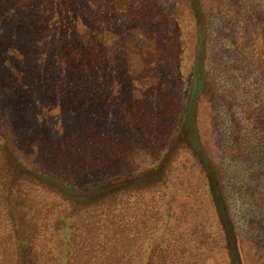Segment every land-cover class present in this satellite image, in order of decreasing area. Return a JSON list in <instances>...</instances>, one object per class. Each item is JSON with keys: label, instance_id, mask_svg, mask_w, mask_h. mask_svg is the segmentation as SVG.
I'll return each instance as SVG.
<instances>
[{"label": "trees", "instance_id": "1", "mask_svg": "<svg viewBox=\"0 0 264 264\" xmlns=\"http://www.w3.org/2000/svg\"><path fill=\"white\" fill-rule=\"evenodd\" d=\"M186 1L195 24L188 80L182 74L184 41L175 3L165 9L161 8L160 0H0V10L7 14L4 21L20 25L47 46L58 62L55 71L45 77V93L39 88L40 75L33 73L30 88H19L15 94L10 91L8 100L15 104L18 100L19 105V99L23 103L36 97V103L42 106L55 101L52 109L57 110L61 131L55 143L46 141L43 147L50 160H45V154V161L41 157L37 164L43 165L42 168L20 165L18 169L69 199L91 204L93 210L87 216H75L71 232L66 236V264H135L131 257L133 249L141 238L148 237L156 238L154 248L149 250L148 264L153 261L154 264H190L193 252L189 253L186 238L189 233L185 234L177 225L158 233L165 223L162 200L156 206L149 202L154 196L146 200L147 205L144 209L140 207L139 216H127L130 208L124 201V195L140 190L139 187L128 189L129 185L153 177L154 170L168 159V153L180 139L178 133L183 123L188 132L182 139L200 160L226 234L232 239L233 262L239 264L220 184L202 149L196 120L200 99L208 85L213 18L220 15L226 27L244 22L241 37L252 46L249 56L255 68L262 69L264 11L248 16L225 0ZM15 76V83L18 80L20 84L28 77ZM173 84L180 88L179 94L176 93L180 104L170 110L175 116L173 136L162 141L158 140L162 132L156 128L157 113L169 109ZM128 89L135 93L129 100L123 96ZM136 92L140 97H136ZM107 114L119 128L123 117L126 125L141 123L147 153L128 148V138H116L107 127ZM260 117L258 124L264 131V114ZM19 119L15 117V123ZM37 138L28 135L26 141L33 143ZM164 148L166 153L161 150ZM93 169L99 170L96 182L83 188L77 181L89 176ZM125 169H130L124 172L131 173L129 176L113 179L112 175H124L120 170ZM6 226L0 212V264H16L17 242ZM36 255L39 264H61L53 252H48L47 258L38 252Z\"/></svg>", "mask_w": 264, "mask_h": 264}, {"label": "rangeland", "instance_id": "2", "mask_svg": "<svg viewBox=\"0 0 264 264\" xmlns=\"http://www.w3.org/2000/svg\"><path fill=\"white\" fill-rule=\"evenodd\" d=\"M225 1L248 16L264 11L262 0ZM173 3L184 41L182 74L188 80L195 46V24L186 0L159 2L165 9ZM6 15L0 10V212L7 224L6 230L13 233L17 242L16 264H39L37 252L44 254V258L48 257V252H53L61 264H66V236L71 232L75 216H87L93 210L91 204L69 199L18 169L20 165L42 168L43 165L37 164L46 154L47 150H43L46 141L55 143L60 138V119L57 110L52 109L55 101L42 106L36 103V97L23 100V103L19 99V105L18 100L16 104L8 100L10 91L15 94L19 88H30L33 73L40 75L39 88L45 93V77L55 71L58 62L47 46L31 37L20 25L5 22ZM212 21L209 79L200 99L196 128L202 149L216 172L226 217L237 235L241 264H264V131L258 124L264 114V68H255L249 56L252 46L241 37L244 22L226 27L220 15ZM5 39L9 42L4 43ZM16 74L28 77L22 84L18 80L15 83ZM170 89L169 109L157 113L156 128L162 132L158 140L162 141L173 136L175 116L170 110L180 104L177 99L180 88L173 84ZM133 93V89H128L123 96L129 100ZM136 97H140L139 92ZM15 117L20 118L18 123ZM108 117L109 114L106 115L107 127L116 138H128V148L135 147L137 152L147 153L141 123L126 125L123 117L119 128L118 123ZM187 132L183 123L178 133L180 139L168 153V159L154 170L153 177L127 187L140 188L124 195L126 206L130 208L127 216H139L140 207L144 209L154 196L149 202L156 206L158 200H162L161 210L165 215V223L158 233L176 225L185 234L189 233L186 238L189 253L193 252L189 259L192 264H233L222 220L201 171L200 160L182 139ZM28 135L38 138L27 143ZM161 150L166 153L165 148ZM48 157L45 160H50ZM98 171L91 170L89 176L85 175L77 183L83 188L94 184ZM125 171L130 169L120 170ZM129 174L112 176L124 179ZM144 221L140 220V226ZM155 240V237L141 238L135 245L131 254L135 264L149 263V250L154 248Z\"/></svg>", "mask_w": 264, "mask_h": 264}, {"label": "flooded vegetation", "instance_id": "3", "mask_svg": "<svg viewBox=\"0 0 264 264\" xmlns=\"http://www.w3.org/2000/svg\"><path fill=\"white\" fill-rule=\"evenodd\" d=\"M218 216H219V212H218ZM219 218H220V216H219ZM228 217H226V219H227ZM221 219V218H220ZM228 220V219H227ZM228 223L230 222L229 220L227 221ZM231 223V222H230ZM230 223H229V225H230ZM222 226H223V223H222ZM231 226H232V223H231ZM230 226V228H231V230L229 231L233 236H234V241H235V243H236V246H237V248H238V242H237V235H236V233H235V230H233L232 228H233V226L231 227ZM223 230H224V232H225V234H226V230H225V227L223 226ZM226 239H227V242L229 243V250H230V257H231V260H232V263L234 264V262H233V256H232V254H231V245H230V243L232 242V239L230 238L229 239V236L226 234ZM238 259H239V264H241V259H240V255H239V248H238Z\"/></svg>", "mask_w": 264, "mask_h": 264}]
</instances>
